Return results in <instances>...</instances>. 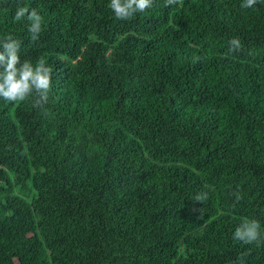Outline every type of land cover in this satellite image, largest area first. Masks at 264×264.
Returning a JSON list of instances; mask_svg holds the SVG:
<instances>
[{
    "label": "trees",
    "instance_id": "16d2710c",
    "mask_svg": "<svg viewBox=\"0 0 264 264\" xmlns=\"http://www.w3.org/2000/svg\"><path fill=\"white\" fill-rule=\"evenodd\" d=\"M242 2L0 0V35L53 67L43 108L0 99V264H264L233 239L264 231V0Z\"/></svg>",
    "mask_w": 264,
    "mask_h": 264
},
{
    "label": "clouds",
    "instance_id": "9594fccd",
    "mask_svg": "<svg viewBox=\"0 0 264 264\" xmlns=\"http://www.w3.org/2000/svg\"><path fill=\"white\" fill-rule=\"evenodd\" d=\"M154 0H109L111 9L117 20H128L134 14L141 13L153 6ZM259 0H243L242 8H252ZM179 0H165V7L177 5ZM13 19L26 20L27 32L32 42L38 41L42 32L44 18L36 8L17 5ZM229 50L236 51L241 47L238 37L229 40ZM21 41L11 33L0 35V99L8 103H23L31 100L33 107L43 108L48 102L52 86L53 67L44 57L35 61L20 56ZM207 194H197L194 200L203 202ZM237 199H240L238 197ZM233 239L243 244H264V231L256 219L244 218L233 233Z\"/></svg>",
    "mask_w": 264,
    "mask_h": 264
}]
</instances>
